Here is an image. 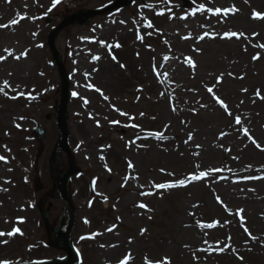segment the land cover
Segmentation results:
<instances>
[{
    "label": "rangeland",
    "instance_id": "1",
    "mask_svg": "<svg viewBox=\"0 0 264 264\" xmlns=\"http://www.w3.org/2000/svg\"><path fill=\"white\" fill-rule=\"evenodd\" d=\"M115 1L61 0L53 8L54 0H21L23 9H16L20 13L14 16L16 13L8 10L13 0H0V24L10 25L0 28V55H7L5 48L14 56L28 52L20 60L12 56L0 61V85L7 80L12 86L5 89L7 97L0 94V156L7 159L0 161V232L19 227L23 233L0 236V241H7L0 243V260L18 264L65 256L48 240L57 243L54 231L65 230L70 221L68 205L58 188L61 175L68 170L67 155L58 148L60 133L56 125L62 82L48 35L68 17L104 9ZM190 1L186 7L183 0H133L126 7L93 16L85 24L69 25L54 37L71 88L67 128L75 172L69 197L75 208L72 241L79 264H118L129 252L133 256L130 264H144L145 256L155 260L165 255L171 264H255L252 255L264 264V179L255 178L264 177V100L254 95L259 89L264 96V49L253 46L264 43V20L252 19L254 10L264 13V0ZM200 4L213 10L234 5L238 11L227 16L223 12L220 16L212 12L193 16L192 11ZM48 15L56 17L51 24L45 22ZM13 19L19 22L11 25ZM148 21L154 27H147L146 35H142ZM178 21L184 23L175 28ZM221 23L225 26L212 34L209 27ZM98 26L102 41L93 50H84L90 56L85 55V65L79 66L80 38L93 34ZM227 31L243 32L248 39L222 38ZM205 32L209 35L199 40ZM253 33L259 35L253 37ZM138 35L143 36L142 41ZM185 36L190 38L185 40ZM117 43L121 47H115ZM153 51L169 56L172 63V68L165 71L167 79L163 73L160 76L165 96V108L160 111L162 102L154 100L158 89L149 82L153 64L148 54ZM256 53L260 59L253 61ZM186 57L195 62L194 69L185 63ZM221 73L223 80L217 84ZM131 74L142 90L129 95L123 91L121 78ZM241 75L242 80L238 78ZM208 87L228 105L231 116ZM96 88L109 99L105 100ZM171 88L175 95L170 94ZM244 88L247 92L242 91ZM141 92L143 96L136 97ZM115 109L135 119L121 116ZM235 116L241 118V124L235 123ZM132 124L138 127L125 126ZM36 125L47 131L41 142L32 135ZM243 128L261 145L260 149L245 136ZM157 132H163L165 139H156L153 134ZM189 133L193 139L185 144ZM221 133L227 135L222 137ZM229 148L231 151L225 150ZM39 149L43 152L36 160ZM128 161L134 168L128 167ZM197 164L199 170L223 171L186 188L151 187L152 183L183 179L197 171ZM126 176L138 178L125 184ZM38 177L44 184L41 193L34 186ZM141 192L155 194L144 196ZM216 195L233 213L244 209V224L257 240L244 233L238 217L225 212ZM251 197L255 212L248 213L244 201ZM140 203L152 211L139 208ZM194 204L198 207H192ZM48 207L49 236L41 211ZM215 220L220 224L212 229H200L196 223ZM109 228L113 231H107ZM142 229H147L143 235ZM189 231L199 240L194 249L185 238Z\"/></svg>",
    "mask_w": 264,
    "mask_h": 264
},
{
    "label": "snow or ice",
    "instance_id": "2",
    "mask_svg": "<svg viewBox=\"0 0 264 264\" xmlns=\"http://www.w3.org/2000/svg\"><path fill=\"white\" fill-rule=\"evenodd\" d=\"M61 2V0H54L53 4H52V7H56L57 4H59ZM49 11H51V9H49ZM238 11V9L233 5L232 7L230 8H224V9H221L219 7H216L214 10L212 7H205L204 4H200L197 8H195L193 11H192V15L195 16L197 12H212L214 15L216 16H220L221 13L223 12V15L224 16H227L229 13H232V14H235L236 12ZM158 15H163V12H159L157 13ZM25 17L21 16L20 19H24ZM183 19H186V17H182ZM252 19H261V20H264V13H261V12H258V11H253L252 13ZM19 21L16 20V19H13L10 23L11 25H15L17 24ZM123 23V21H122ZM10 25L9 24H0V28H8ZM147 27L148 28H152L154 27L153 24L151 23V21H148V24H147ZM149 35H151V33H149ZM209 35L207 32L204 33V35H201L198 37L199 40H203L205 38V36ZM253 37L255 36H258L259 33H253L252 34ZM244 37L246 40L248 39V37L245 35V33L243 32H240V33H237L235 31H227V32H224L223 33V36L222 38H226V39H231L232 37H236L237 39H240V37ZM190 36H185L183 37V39L187 40L189 39ZM137 39L139 40H143V36L141 35H138L137 36ZM254 47L256 48H260V49H264V43H257L255 45H253ZM115 47L119 48L121 47V45L119 43H117L115 45ZM245 51H247V48L245 47L244 49ZM4 52L7 53L6 56L4 55H0V61H3V60H6L8 57H12L14 56V53L12 50H9L7 48L4 49ZM28 55V52L27 50L21 52L19 55H15L14 56V59L16 60H20L22 57H26ZM96 59H99V57H96ZM113 60H116V57L113 56L112 57ZM164 61H168L170 59L169 56H164L163 57ZM260 59V54L259 53H256L255 55L252 56V60L253 61H256V60H259ZM185 63L187 65H189L191 68H195L196 67V64L195 62L192 60L191 57H186L185 58ZM121 67H125L124 65H121ZM153 70L156 72V76L157 78L159 79V77L161 76V73L159 71H156V68H155V65L153 67ZM165 79H167L168 77V73L165 72L163 73ZM228 76L230 77H233V73L232 72H228L227 73ZM223 76H224V73H221L220 76H218L216 78V83L219 84L222 82L223 80ZM233 78H236V77H233ZM239 79H244V76L241 75L238 77ZM86 87H94L93 85H86ZM12 86L11 84L9 83V81L5 80L3 81L2 85H0V94H3L4 96H8L9 93L7 91H5V89H11ZM97 92H101V90L99 88H96L95 89ZM142 90V89H140ZM13 91H15V89H13ZM207 91L209 93H212L213 94V97L214 99L216 100V102L224 109V111L229 115L231 116L232 113L228 110V105L224 102V100L220 99L219 96H216L215 93L213 92V88L212 87H208L207 88ZM243 92H247V89L244 88L242 89ZM18 95L20 96H23L24 93L23 92H19ZM73 95H77V93H73ZM101 95L103 96V93L101 92ZM160 95L163 97L164 96V93L161 92ZM255 97L261 99V100H264V96L261 95L260 93V90L257 89L256 92H255ZM11 99H17V96H11L10 97ZM103 98L105 100H108L109 98L107 96H103ZM85 103H88L87 100H85ZM241 103H243V101H241ZM253 103H255V100H253ZM201 107H204V105H201ZM117 112H119V114L121 116H128L129 119H132L134 120L135 117H131L129 116L128 113L126 112H122L120 111L119 109H115ZM173 112L176 111V108L173 106L172 109H171ZM144 114L141 113V116H143ZM234 120H235V123L236 124H241V118L239 116H235L234 117ZM112 123H119V121H112ZM97 125H99V122L97 121ZM126 127L127 126H131V127H138V125H135V124H132V125H125ZM17 127H19V125H17ZM243 132L245 134V136H248L249 139H251V142L255 145L256 148L260 149L261 148V145L255 140L253 139L250 134H249V131L247 128H243ZM155 136L156 139L158 140H163L165 139L164 137V134L163 132H157V133H154L153 134ZM224 135H227V133H221V136L223 137ZM193 139V134L192 133H189L188 134V137L187 139L184 141L185 144H188L189 141H191ZM196 147H200V145H197ZM226 151H231V149H225ZM264 150V149H262ZM194 155H199V153H194ZM235 159V157H234ZM0 161H4V162H7V159L6 157L4 156H0ZM128 167L129 168H134V165L132 164L131 161H128ZM248 167H251L250 165ZM195 169H197V171H193L192 173H190L189 175L185 176L183 179H178V180H174V181H168V182H164V183H152L151 187L154 188V189H157V190H160V189H163V190H169V189H178V188H186L188 185L192 184L193 182H199V181H204V180H207L210 176H213V173H218V172H221L223 171V169H220V168H211V169H207V170H199L200 169V165L197 164L195 165ZM229 171L231 169H228ZM108 171L110 172L111 169L109 168ZM161 172H164V169H161L160 170ZM168 175H174L173 173H167ZM134 178H138V177H132V176H126L124 179H125V184L126 182L129 180V179H134ZM257 179H264V177H255ZM8 183H10V181H6ZM124 186V185H122ZM141 187H143L141 185ZM3 190H6V189H3ZM250 191H254V189H249ZM141 195H144V196H148V195H154L155 193L154 192H141L140 193ZM215 200L222 205L223 209L225 212H228L229 215H235L238 217V220L239 222L241 223V226L243 227V231L244 233L247 234V236L251 239V240H257L258 237L254 236L251 231L249 230V228L244 224V221H245V217L243 215L244 213V209L243 208H238L235 213L232 212L231 209L228 208V205L225 204L223 202V200L221 199V197L219 195H216L215 196ZM138 207L141 208V209H147L148 211H152V209H149L148 206L144 203H140L138 204ZM192 207H198V205L194 204ZM189 215H195V213H189ZM152 217L149 216V219H151ZM20 222H23L22 220ZM87 223V221H85ZM7 223V221H6ZM198 227L200 229H212V228H216L219 224H220V221L219 220H215L211 223H203V222H200V221H196ZM225 223H230V221H225ZM185 227H190V225H185ZM107 231H113L112 228H109L107 229ZM147 231V229H142L141 230V235H143L145 232ZM17 233H20L21 235L23 234L21 232V229L19 227H14L11 231L5 233V232H0V236H14L16 235ZM86 237H81V239H85ZM229 239H231V237H229ZM0 243H7V241H0ZM205 243H207V241H205ZM113 247H115V245H113ZM187 247V245H186ZM228 247H231V245H228ZM217 251H220V252H223L225 251L224 248H217L216 249ZM206 251V250H205ZM195 258V257H194ZM240 260H243V257H239ZM133 260V256L131 254V252L127 253L123 259H121L118 264H130V262ZM0 264H14L13 261L11 260H0ZM35 264H44V262L42 261H36ZM144 264H171V259L170 257L168 256H163L162 258H158V259H155V260H151L149 259L147 256H145L144 258Z\"/></svg>",
    "mask_w": 264,
    "mask_h": 264
},
{
    "label": "water",
    "instance_id": "3",
    "mask_svg": "<svg viewBox=\"0 0 264 264\" xmlns=\"http://www.w3.org/2000/svg\"><path fill=\"white\" fill-rule=\"evenodd\" d=\"M185 1H186V6H188L190 1L189 0H185ZM131 2H132V0H117L115 3H113L108 8L103 9V10H95V11H91V12H80V13L68 18L59 27L53 29V31L50 33V36H49V43H50L51 49H52L53 54H54V63L57 66V68H58V70L62 76V82H63L62 101H61L60 109L58 112V117L56 119L58 129L61 133V138H60L58 147L61 151L66 153L68 155V158H69V170H68V172H66L62 175L61 179L59 180L58 186H59V191H60L61 197L69 205L70 214H71V221H70L69 227L66 231H62V230L56 231V236H57V240H58L57 247L66 251L67 258L62 260V261H58V260L42 261V262H44V264H77V262H78L76 251L73 248L72 243H71V231H72L73 224H74V209H73L72 202L68 197L69 180H70V177L72 176V174L74 172L73 156L71 154V150H70L69 145H68L69 132H68L67 126H66V118H67L66 117V106H67L69 95H70L69 79H68L67 71H66L65 67L63 66L62 56L59 55L54 48L53 38L57 32H59L63 27H65L71 23H74V22L86 23L88 21L89 17H91V16L103 14V13L112 11L114 9H117L119 7H124L128 4H130ZM52 18L53 17H50L48 19V22H50ZM35 132H36L38 140H42L44 134L46 133V130L41 126H37V128L35 129ZM36 187H37V191H39L43 188V185L40 183L39 179L36 180ZM20 264H35V262H33V263L22 262Z\"/></svg>",
    "mask_w": 264,
    "mask_h": 264
},
{
    "label": "bare ground",
    "instance_id": "4",
    "mask_svg": "<svg viewBox=\"0 0 264 264\" xmlns=\"http://www.w3.org/2000/svg\"><path fill=\"white\" fill-rule=\"evenodd\" d=\"M10 4H11V6L8 7V10H9L10 13L14 11L16 13L14 16H17L20 13V11H17L16 9H23L21 0H13V3H10ZM191 21H192V19L189 22H191ZM183 23H184V21L183 22L182 21H178V23H176L178 25L175 24L176 25L175 28L177 26L179 27V25H181ZM222 26H225L224 23L218 24V26L212 25L211 27H209L210 28V32L212 34H216L218 32V29L220 27H222ZM146 29H147V26H143V28L141 30V34L142 35L143 34L146 35ZM101 32H102V29H101L100 26H98L95 29V32L93 34H91V35H83L80 38V44L79 45H82V46L81 47L78 46V48H77L78 55L80 56V59H79V61H76V63L79 66H80V64L82 66L85 65V61H86V56L85 55H87V53L84 50L86 48H89L90 50H93L95 47L98 46L97 44L98 43L100 44V42L102 41L101 40V37H102L101 36ZM87 56H90V55H87ZM164 56H165V54L163 55L159 51H153L150 54H148V59H151L150 61L153 64L152 66L154 67V65H155L156 71H159L160 73H165V71L167 70V67L172 68V65H171L172 63L170 61H164V59H163ZM149 78H150L149 79L150 85H153V86L157 87V89H158V93H157L156 97L154 96V100L157 101V102H162L160 104L158 110L159 109H163V108H165L164 107L165 101L162 99V96L160 95V93L163 92L161 79H160V77H159V79L157 78L156 72L154 70L152 71V75H150ZM134 79H136L134 74L123 75L122 76V78H121V80L123 82L122 86H125V88H123V91L126 94L131 95L132 93H137L142 88V87H140V86H138L136 84ZM148 92L149 93L151 92L150 88H148ZM175 93H176L175 90L173 88H171L170 94L175 95ZM140 94H142V92ZM140 94H138L136 97L143 96V94L142 95H140ZM145 97L147 99V95H145ZM163 97H165V96H163ZM253 200L254 199H252V197H251L250 199L247 198L244 201V205H245V208L247 209L248 213L255 212V210H254L255 209V203H254ZM191 235L194 238L191 237ZM185 238H186L187 243H189V246L191 248L194 249L195 246L198 245L199 240H197L195 238V236L190 233V231L185 234ZM252 262H254L255 264H261V263H259V260L253 255H252Z\"/></svg>",
    "mask_w": 264,
    "mask_h": 264
}]
</instances>
